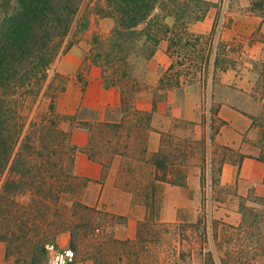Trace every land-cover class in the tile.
I'll return each instance as SVG.
<instances>
[{
	"label": "rangeland",
	"instance_id": "obj_1",
	"mask_svg": "<svg viewBox=\"0 0 264 264\" xmlns=\"http://www.w3.org/2000/svg\"><path fill=\"white\" fill-rule=\"evenodd\" d=\"M86 1L82 3L81 12ZM209 1L213 5L204 18L193 21L188 26L193 36L198 38H190L184 47L174 45L169 52L168 36H160L157 48L160 51L162 44H166L169 64L173 63L170 70L172 86L165 89L159 84L158 79L169 64H161L159 60L162 56L157 52L155 57L150 58V72L146 70L148 61L140 62L137 67L139 78L146 89L137 96L127 93V112H124L125 106L122 102V114L132 117V106L145 107V100L152 101L155 96L152 91L156 94L163 91V96L157 100L167 97L175 99L177 114L170 116L158 153L150 154L149 158L154 162L155 157H161L162 154L173 157L174 164L170 173L172 179L184 181L181 185L186 184L187 172L199 169V192L193 193L191 190L189 194L192 200L186 205L180 204L181 195L174 192L173 196L179 205L171 208L174 213L171 220L163 217L168 210L165 200L169 193L166 189L168 185L164 183H159L155 192L153 189H142L139 194L142 205L131 211L132 219L143 215L136 224L128 223L122 214L112 212L102 205L97 206L89 221L92 222L91 229L73 226V240L68 232H63L68 235L66 242L57 241V238L47 240L72 246L76 251L74 264H264V253L259 248L264 240V224L260 222L264 206L253 209L251 201L248 200L263 202L264 198L232 195L226 197L229 206L220 209L216 207V200L225 197L218 180L220 162L225 158V152L214 140L224 122L218 115L219 105L222 102L237 103L242 97L240 90L251 85L260 91L264 89L263 52L260 51L258 56H254L248 51H241L253 40L264 39V18L249 9L250 0ZM245 15L261 17L258 27L250 34L247 31L255 20L246 19ZM172 20V17L167 18L169 23ZM112 24L113 19L105 16L97 18L93 26L99 31H106ZM232 24L240 30L231 37L226 36V31ZM197 26L207 30L196 32ZM70 38L69 33L49 68V74L58 70L65 75V87L55 97V108L64 119L63 125L68 126L79 119V126L86 128L88 132V144L96 147V157L104 163H108L110 158L120 154L122 150L130 157H142L149 131L145 124L136 122L127 135L118 137L113 130L117 127L103 126L101 121L91 119H87L88 122L81 120V117L89 114L85 108L70 111L86 83L85 70L91 64L86 59L90 47L86 39L70 42ZM180 62L184 65H180ZM190 63L196 65H191L190 72H186V66ZM138 98H142L141 102ZM47 103L48 97L42 95L37 106L44 108ZM72 113H76V116L71 117ZM263 116H259L260 125ZM261 131L262 128H258V133ZM103 141L105 142L100 146ZM260 148L259 154H262L264 145ZM137 166L143 169L149 167L141 163ZM86 183L87 179L85 185ZM227 189L231 190L232 186ZM81 194L82 191L76 192L73 197L81 199ZM18 198L20 201L28 200V192L20 193ZM232 209L233 213L229 211ZM228 215L231 217H226ZM0 264H46L45 250L34 261L29 258L19 259L16 255L6 257L0 241Z\"/></svg>",
	"mask_w": 264,
	"mask_h": 264
},
{
	"label": "trees",
	"instance_id": "obj_2",
	"mask_svg": "<svg viewBox=\"0 0 264 264\" xmlns=\"http://www.w3.org/2000/svg\"><path fill=\"white\" fill-rule=\"evenodd\" d=\"M83 2L0 0V241L6 257L36 260L45 241L63 232L73 240V226L88 229L98 208L73 197L86 182L72 169L74 155L82 149L72 142V130L81 121L64 126L55 108V97L66 84L65 75L58 70L49 74V68L65 37L70 33V42L86 39L90 45L87 61L100 67L105 86L120 88L125 106L127 93L137 96L146 89L137 67L154 55L161 34L168 36L169 52L174 45L184 47L190 38H198L189 31V24L204 18L213 5L209 0H87L81 12ZM249 9L264 18V0H250ZM105 16L113 19L112 26L106 31L95 29L96 19ZM168 17H172L171 23ZM191 65L196 64L186 66V72ZM172 68L173 63L158 79L165 89L172 86ZM152 93L157 98L152 97L150 108L132 106V117L123 113L118 122L100 124L117 127L113 130L118 137L127 135L136 122L150 130L163 91ZM42 95L48 97V103L39 108ZM85 150L97 158L96 147L88 144ZM120 153L128 155L125 150ZM258 157L264 160V152ZM173 159L163 154L155 157L154 178L183 184L172 179ZM24 191L28 200L20 201L18 195ZM259 248L264 253V240Z\"/></svg>",
	"mask_w": 264,
	"mask_h": 264
},
{
	"label": "crops",
	"instance_id": "obj_3",
	"mask_svg": "<svg viewBox=\"0 0 264 264\" xmlns=\"http://www.w3.org/2000/svg\"><path fill=\"white\" fill-rule=\"evenodd\" d=\"M244 18L251 19L254 24L247 31V34L254 32L261 21L260 16H248ZM254 18V19H253ZM256 18V19H255ZM198 22L196 23V25ZM196 32H204L197 26ZM240 30L232 24V27L226 31V36H232ZM224 36V35H223ZM242 53L250 52L254 56L263 52L264 60V39H255L246 48L241 49ZM159 54L162 59L161 64L168 65L169 55L166 44H162V49H156L154 55ZM151 59L146 63V70L150 72ZM86 71V83L80 91L78 98L74 100V105L70 109L74 112L78 108H85L89 114L81 119H91L104 122H118L122 117V94L120 88L115 85L105 86L100 79V67L96 64H89ZM242 97L235 104L222 102L218 108V115L224 120L218 132L215 135V142L218 147L224 148L225 158L220 162L218 180L221 186V192L224 198L216 200V207L219 209L227 205L226 197L233 196H256L264 198V160L258 157L261 140L264 142V116L263 122L258 123L259 116L264 115V89L258 90L253 85L249 88L240 90ZM142 98H138L141 102ZM146 101V107H150V100ZM177 103L174 98L167 97L156 101L154 111L150 120L152 128L146 134L144 153L142 157H130L126 154H115L108 163L100 161L89 155L85 150L88 144V132L82 126L75 127L72 130V142L78 147L73 159V172L85 177L87 183L81 194V200L90 205H102L112 212L122 214L127 218L128 223L139 222L143 215L133 218L132 210L141 206L139 202L142 189H153L155 192L159 183L167 184L166 207L168 210L164 213V219L171 220L174 213L171 211L173 205H179L175 201L173 193H180L182 202L188 204L192 198L189 192H199L200 190V170L194 169L187 172L186 184H171L154 178V164L150 160V154L158 151L162 144L163 131L168 128L167 123L170 116L177 114ZM262 128L258 133V128ZM221 151V150H220ZM242 155V157H241ZM147 164L148 169L138 167L137 164ZM232 186V189H227ZM147 192V191H145ZM252 207H263L260 202L251 200ZM264 202V201H263ZM233 206V205H232ZM233 208V207H232ZM232 213L234 210H229ZM228 218L231 215L226 216ZM264 224V217L261 220ZM66 242L68 235L61 233L57 241Z\"/></svg>",
	"mask_w": 264,
	"mask_h": 264
},
{
	"label": "built area",
	"instance_id": "obj_4",
	"mask_svg": "<svg viewBox=\"0 0 264 264\" xmlns=\"http://www.w3.org/2000/svg\"><path fill=\"white\" fill-rule=\"evenodd\" d=\"M44 250L46 255V264H74L75 262L76 251L70 245H60L55 241H46L44 243Z\"/></svg>",
	"mask_w": 264,
	"mask_h": 264
}]
</instances>
